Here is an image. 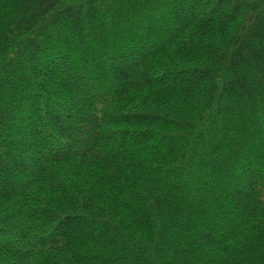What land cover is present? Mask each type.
<instances>
[{
    "label": "trees",
    "instance_id": "trees-1",
    "mask_svg": "<svg viewBox=\"0 0 264 264\" xmlns=\"http://www.w3.org/2000/svg\"><path fill=\"white\" fill-rule=\"evenodd\" d=\"M0 264H264V0H0Z\"/></svg>",
    "mask_w": 264,
    "mask_h": 264
}]
</instances>
